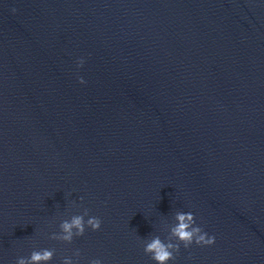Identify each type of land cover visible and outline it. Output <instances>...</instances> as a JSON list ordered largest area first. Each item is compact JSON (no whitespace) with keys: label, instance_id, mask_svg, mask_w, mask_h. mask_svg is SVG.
<instances>
[{"label":"water","instance_id":"obj_1","mask_svg":"<svg viewBox=\"0 0 264 264\" xmlns=\"http://www.w3.org/2000/svg\"><path fill=\"white\" fill-rule=\"evenodd\" d=\"M177 211L168 264H264V0H0V264H155Z\"/></svg>","mask_w":264,"mask_h":264},{"label":"clouds","instance_id":"obj_2","mask_svg":"<svg viewBox=\"0 0 264 264\" xmlns=\"http://www.w3.org/2000/svg\"><path fill=\"white\" fill-rule=\"evenodd\" d=\"M13 13L17 9L11 10ZM84 60L77 62V67H82ZM80 83H85L83 78H79ZM81 199H83L81 197ZM85 217H88L85 220ZM175 223L169 225L165 222V228L168 231L166 239H161L159 235L150 236L143 240V251L145 255L155 262V264H168L169 261H175L180 252L181 245L185 249L193 244L197 246H210L215 243V236L209 235L204 229L197 225L195 215L192 212L177 211L173 217ZM102 220L96 216H89L88 209H84L82 214L72 215L70 219H63L59 224V232H54L49 237L52 240H58L71 244L75 237H81L85 234L87 228L93 231L100 230ZM55 249L33 250L27 257H18L15 264H49L54 258ZM73 255L80 257V251L77 249ZM62 264H78L72 257H64ZM89 264H103L102 260L95 258L89 261Z\"/></svg>","mask_w":264,"mask_h":264}]
</instances>
